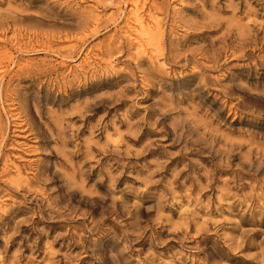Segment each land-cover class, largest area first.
Wrapping results in <instances>:
<instances>
[{"label":"rangeland","instance_id":"1","mask_svg":"<svg viewBox=\"0 0 264 264\" xmlns=\"http://www.w3.org/2000/svg\"><path fill=\"white\" fill-rule=\"evenodd\" d=\"M0 264H264V0H0Z\"/></svg>","mask_w":264,"mask_h":264}]
</instances>
